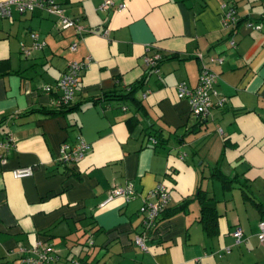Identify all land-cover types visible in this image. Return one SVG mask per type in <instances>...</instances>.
Returning <instances> with one entry per match:
<instances>
[{"label":"crops","instance_id":"0c3cea01","mask_svg":"<svg viewBox=\"0 0 264 264\" xmlns=\"http://www.w3.org/2000/svg\"><path fill=\"white\" fill-rule=\"evenodd\" d=\"M101 1L56 0L79 31L40 7L10 6L0 16V138H11L0 163V264H23L18 246L37 241L48 245L51 264H264V238L255 236L264 212L253 202H264V0H110L98 8ZM228 10L233 21L224 23ZM30 30L40 44L24 55L19 45L31 43ZM153 53L155 69L144 60ZM69 58L87 60L75 107L40 111L52 94L43 85L54 83ZM200 61L216 74L211 100H223L198 118L174 84L193 85ZM140 76L137 103L91 102ZM145 127L163 141L153 142ZM76 136L87 143L82 157L56 161L59 143ZM203 163L233 176L229 187L203 174ZM26 165L29 174L11 175ZM126 181L133 197L104 200ZM157 181L168 189L167 207L204 189L215 199V231L201 227L195 198L143 229L138 207L154 199L148 190ZM141 233L144 248L133 241Z\"/></svg>","mask_w":264,"mask_h":264},{"label":"built area","instance_id":"2783aa9c","mask_svg":"<svg viewBox=\"0 0 264 264\" xmlns=\"http://www.w3.org/2000/svg\"><path fill=\"white\" fill-rule=\"evenodd\" d=\"M110 3V0H102L98 4V8H102ZM10 6H14L18 11L30 10L33 7H40L45 9L49 13H53L57 16L58 21L62 25H71L76 31L81 29L80 23L77 19L64 15L61 12V7L56 0H0V16L9 15ZM121 6V4H120ZM233 21L231 10L224 12L222 21ZM246 25L258 28L260 23L252 24L249 21L245 22ZM37 33L33 30L29 31L31 43L27 46L20 42L19 50L22 54L26 55L30 47H36L40 44V41L36 39ZM231 42V40H229ZM74 42L68 43V48L72 49ZM200 58V53H198ZM158 58V54L153 53L145 56L144 60L146 65L154 67L155 61ZM220 57L210 56L209 61H219ZM87 60L84 59H72L69 58L65 61L63 68L61 69L57 79L53 84L45 83L43 90L51 92L50 104L60 106L63 104H70L74 90L78 84L79 73L86 67ZM215 72L208 66L207 62L200 61L198 65V72L196 81L193 85L188 86L183 80L177 81L174 84L175 94L178 97L186 98L190 112L195 116H203L208 108L214 104H220L223 97H216L215 100H211L210 95L215 93L212 88V82L215 80ZM11 144V138L7 134L3 138H0V163L5 159V151ZM87 148V143L80 137L76 138L72 142L61 141L57 147V155L55 160L61 163L74 164L83 155ZM31 167L20 166L11 169L12 176H21L29 174ZM148 194L154 196L153 200H144L138 207V210L142 213L141 223L143 229H148L155 222L157 214L162 207L166 204L169 193L168 189L162 181H157L151 189L148 190ZM121 196L124 200H128L134 195V189L131 183L126 181L120 185H113L108 190L107 196L104 200L111 198L112 196ZM257 231L255 236L258 241L264 238V218H259L256 222ZM231 234L234 242H238L242 237V231L238 225H235ZM144 236L143 233L135 235L133 241L139 247L144 248ZM19 261L23 264H51L52 256L49 254L48 245L41 242H34L28 247L18 246ZM224 251L228 250V247H223ZM73 264H83L82 262L75 260Z\"/></svg>","mask_w":264,"mask_h":264},{"label":"trees","instance_id":"16d2710c","mask_svg":"<svg viewBox=\"0 0 264 264\" xmlns=\"http://www.w3.org/2000/svg\"><path fill=\"white\" fill-rule=\"evenodd\" d=\"M197 55L198 53L195 54L196 58H198ZM198 59L201 60V57ZM155 66H156V63L154 64V67L149 66V68L155 69ZM1 72L2 71H0V73ZM143 78H144L143 76H140L139 78L135 79L133 82L129 83L128 85L122 88L113 86L112 88L102 92L101 95L90 98V100L91 102H97V101H101L102 99L106 100V99L123 98V99H129L133 103H137L138 101L133 96V92L135 91L137 87L140 86ZM72 107H75V105H72L71 103L63 104L60 106H55V105L50 104L48 106L47 105L41 106L40 108H37V109L45 113H56V112L64 111L67 108H72ZM196 117L199 118V116H196ZM146 132H147V135L152 138L153 142L163 141L159 132L157 133L155 130L153 129L151 130V128L146 129ZM208 175L217 179L224 188L229 187V185L231 184L232 178H233V176H228L226 173H223L220 169L217 168L216 165H212L210 167V171ZM238 184H239L241 192H243L244 195L248 196L250 193H248L244 182L238 181ZM189 198H195L198 201L197 220L200 223L203 230L208 234L213 233L215 231V220L218 215V212L214 204L215 199L210 195H206L205 190L199 187H196V189L194 190V192L192 193L190 197H183L180 201H178L177 203H175L174 205L170 207H167L165 204L160 210V212L165 216L169 211L175 212L178 210H183L185 203L187 202ZM253 202L257 205L258 210H260L261 212H264V202L254 201V200Z\"/></svg>","mask_w":264,"mask_h":264},{"label":"rangeland","instance_id":"374dc122","mask_svg":"<svg viewBox=\"0 0 264 264\" xmlns=\"http://www.w3.org/2000/svg\"><path fill=\"white\" fill-rule=\"evenodd\" d=\"M187 150H189V149H187ZM200 170L202 169V171H203V174L205 173H208L209 174V169H208V165H205L204 163L202 164V165H200L199 167H198ZM203 182H204V180H202V184H203ZM213 182L214 183H216L217 185H218V182L216 181V180H213ZM236 186V185H235ZM236 189V188H235ZM238 189V188H237Z\"/></svg>","mask_w":264,"mask_h":264}]
</instances>
